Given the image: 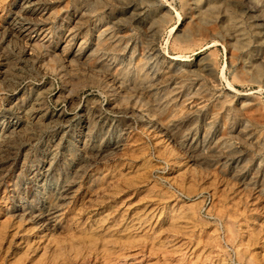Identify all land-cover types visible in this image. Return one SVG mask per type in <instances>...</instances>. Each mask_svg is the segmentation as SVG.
Masks as SVG:
<instances>
[{"label": "bare ground", "instance_id": "obj_1", "mask_svg": "<svg viewBox=\"0 0 264 264\" xmlns=\"http://www.w3.org/2000/svg\"><path fill=\"white\" fill-rule=\"evenodd\" d=\"M111 1L117 7L111 27L77 62L91 72L115 69L106 56L121 55L117 28L137 30L148 56L129 89L134 96L166 91L156 106L89 101L71 80L53 93L56 86L43 81L46 73L39 76L41 62L29 51L49 46L40 37L55 0H0V210L15 263L86 264L116 248L149 245L191 264H228L230 257L258 264L264 259V158L225 139L233 133L231 112L264 129L259 98L237 89L264 88V0H182L172 38L178 54L165 65L154 54L173 9L164 0ZM75 42L71 34L64 48L69 52ZM205 45L224 47L234 70L220 94L206 85L190 91L194 80H218L212 54L192 65L181 58ZM177 74L181 81L170 88ZM179 98L207 99L209 107L175 119ZM206 191L212 200L205 214L221 227L199 210ZM251 238H261L259 253Z\"/></svg>", "mask_w": 264, "mask_h": 264}, {"label": "rangeland", "instance_id": "obj_2", "mask_svg": "<svg viewBox=\"0 0 264 264\" xmlns=\"http://www.w3.org/2000/svg\"><path fill=\"white\" fill-rule=\"evenodd\" d=\"M55 2V10L47 14L49 18L48 29L40 37V39H44V43L48 41L45 43V46H49L42 48L38 44H34L31 47V51H29L41 62L36 67L39 76L42 77V73H46L43 81L53 83L56 86L53 93H58L59 90L64 88L65 81L71 80L70 83L78 82L84 87L80 96L89 101L93 100L98 101L100 104L113 105L114 99L117 101L121 100V102H124L123 106L129 108H138V103H135V101H141L145 105L151 107L156 106L157 102L164 96L166 91L158 89L145 95L137 94L134 96V92L129 89V84L131 82L133 83L135 80L141 79V75L144 71L142 67L146 62L144 59L148 56L145 41L137 30L123 29L121 27L117 28L118 32L122 35L121 37L124 43L121 48V55L106 56L108 67L115 65L117 66L115 69L102 70L97 68V71L91 72L84 64H79L77 62L78 56L83 53L85 48H94L99 40L102 39L104 30L111 27L110 20L112 12H116L117 10L113 1L100 0V5L94 4L93 0H55ZM164 2L167 3L173 11L172 21L157 44L158 52L154 54L161 65H165L169 57L178 54L172 47V38L173 34L179 29L180 19L182 17V0H164ZM71 34L75 35L76 42L73 48L68 52L67 49L64 48V45ZM49 42L51 43L48 44ZM195 49V52L185 50L183 53L186 57L184 56L181 58L187 60L186 64L192 65L200 58L212 54L211 56L215 58L217 65L218 80H206V78L194 80L191 82L190 91H196L200 89L202 85H206L212 94H220L226 88V82H231L234 75V70L229 65L228 56L224 47L218 45L208 48L207 45H205ZM256 53L257 51L255 54ZM251 55L253 57L254 54ZM91 62L93 63V61ZM54 66H56V68H54ZM117 69H123V79L119 77ZM177 76L178 77L171 78L172 85L170 88H173L181 81L180 75L177 74ZM161 80L163 79L161 78ZM38 82L39 81H36V83ZM30 83L31 81H27L23 86ZM103 87L109 88L114 97L107 96V94L104 93ZM237 89L241 93H251L257 96L264 109L263 87L241 85L237 86ZM207 104V99L192 102V100L179 98L172 118L178 119L192 113L201 115L205 112L204 109H208L209 106ZM0 105L1 107L3 105L1 95ZM201 108H203V110H201ZM200 110L201 113H199ZM231 114L230 119L233 122V133L231 134L232 136L225 140L233 142L236 147L249 149L253 154L260 156V159L264 158V129H256L247 120L236 115L235 112H231ZM201 120H204L203 124L205 130L203 129L202 132V135H204L208 132L205 128V114L201 116ZM208 121L209 120H207V122ZM216 129H218V127H212V130ZM160 183L165 185L163 182ZM197 185L198 188H201L198 183ZM165 187L167 186L165 185ZM209 193L210 192L206 191V193L203 194L205 202L200 206L199 210L209 222H212V225L221 227L220 222L207 217L205 214V208L211 204L212 200ZM194 198L195 197L188 198L186 196H181L184 202H191ZM238 207L239 211L250 213L247 207ZM214 222L215 224H213ZM5 223L0 210V264H16L14 250L6 243ZM222 236L221 234L220 237ZM250 243V248L254 252L259 253L261 251L263 247L261 238H251ZM193 262L194 260L192 259L184 261L179 254L151 250L149 245H147V247L141 245L138 251L116 248L111 254L105 257L88 260L86 264H191ZM227 263L239 264L234 257L227 258ZM258 264H264V259L259 258Z\"/></svg>", "mask_w": 264, "mask_h": 264}]
</instances>
